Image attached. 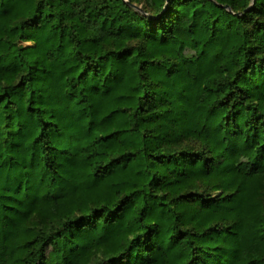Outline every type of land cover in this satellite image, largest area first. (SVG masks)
Wrapping results in <instances>:
<instances>
[{"label": "trees", "instance_id": "trees-1", "mask_svg": "<svg viewBox=\"0 0 264 264\" xmlns=\"http://www.w3.org/2000/svg\"><path fill=\"white\" fill-rule=\"evenodd\" d=\"M0 264H264V0H0Z\"/></svg>", "mask_w": 264, "mask_h": 264}]
</instances>
